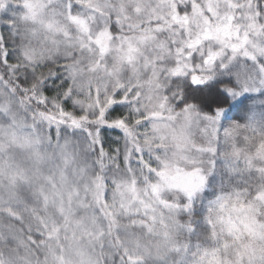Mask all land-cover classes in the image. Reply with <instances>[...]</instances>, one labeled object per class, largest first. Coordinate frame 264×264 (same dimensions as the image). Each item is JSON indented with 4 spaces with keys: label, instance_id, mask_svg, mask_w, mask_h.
Listing matches in <instances>:
<instances>
[{
    "label": "snow or ice",
    "instance_id": "snow-or-ice-1",
    "mask_svg": "<svg viewBox=\"0 0 264 264\" xmlns=\"http://www.w3.org/2000/svg\"><path fill=\"white\" fill-rule=\"evenodd\" d=\"M0 264H264V0H0Z\"/></svg>",
    "mask_w": 264,
    "mask_h": 264
}]
</instances>
